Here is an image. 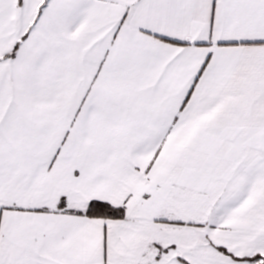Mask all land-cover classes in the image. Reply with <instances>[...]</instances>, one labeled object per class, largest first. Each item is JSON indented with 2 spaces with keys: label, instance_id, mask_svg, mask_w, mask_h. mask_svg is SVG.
I'll return each instance as SVG.
<instances>
[{
  "label": "snow or ice",
  "instance_id": "snow-or-ice-1",
  "mask_svg": "<svg viewBox=\"0 0 264 264\" xmlns=\"http://www.w3.org/2000/svg\"><path fill=\"white\" fill-rule=\"evenodd\" d=\"M0 264H264V0H0Z\"/></svg>",
  "mask_w": 264,
  "mask_h": 264
}]
</instances>
